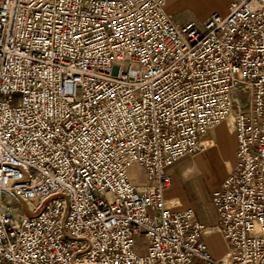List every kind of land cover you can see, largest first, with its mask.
<instances>
[{"label":"built area","instance_id":"built-area-1","mask_svg":"<svg viewBox=\"0 0 264 264\" xmlns=\"http://www.w3.org/2000/svg\"><path fill=\"white\" fill-rule=\"evenodd\" d=\"M165 3L0 0V264H264V0L202 27ZM229 118L214 259L192 210L167 207L164 170Z\"/></svg>","mask_w":264,"mask_h":264},{"label":"crops","instance_id":"crops-1","mask_svg":"<svg viewBox=\"0 0 264 264\" xmlns=\"http://www.w3.org/2000/svg\"><path fill=\"white\" fill-rule=\"evenodd\" d=\"M178 1L179 0H166L165 3L164 10L167 14L172 16L173 21L174 17L172 12L173 10H178L175 8ZM216 7L220 9L221 4L217 3ZM209 16L210 15H204L202 21L204 22ZM231 131L232 130L228 131L225 127H222L220 130V132L227 135L226 145L224 141L218 139L215 127L208 133V137L212 143L208 150H206L202 144L205 135L200 140V144L203 148L194 155L187 156V164L180 168L179 173L173 169V166L179 161L164 170L165 174L168 175L170 179V185L164 191V199L172 205L173 211L191 209L195 220L208 228L204 231L202 236L214 259L220 258L225 253L226 244L216 228L218 217L211 203V195L219 188L223 179L232 171L235 165L236 140L233 133H229ZM218 147L221 149V152ZM214 148L217 152L219 150L218 162L214 159L216 152ZM199 162L202 163V166ZM227 163H230L231 169L226 167ZM200 183H202V188L198 186ZM134 184L141 190H148L152 186V184L146 182V179L143 183L134 182ZM193 203L199 205L200 212H197V210L193 208ZM205 223L208 224L206 225Z\"/></svg>","mask_w":264,"mask_h":264},{"label":"rangeland","instance_id":"rangeland-1","mask_svg":"<svg viewBox=\"0 0 264 264\" xmlns=\"http://www.w3.org/2000/svg\"><path fill=\"white\" fill-rule=\"evenodd\" d=\"M228 2H229V0H179L176 7H175L178 10H173L172 14H173L175 23L178 25H183L188 21H193V23H195L198 27H202L203 26L202 25V22H203L202 19H203L204 15H211L212 13H223V14L226 13ZM217 3L221 4L220 9H218L216 7ZM122 69L127 70V64H124ZM135 73H136V70L133 69L131 71V74L134 75ZM65 92L68 95L72 93V86L70 84L66 85ZM234 98L238 99V101H240L242 104H244L246 106L250 102L249 94H247V93H237ZM226 123H227V128L229 130H232L230 128L231 120L226 121ZM222 126L223 125L221 124V127ZM229 133H232V131ZM207 139L210 141L209 137H207ZM222 140L227 145V142H226L227 141V135L225 133H223V139ZM211 144L212 143L210 141V145ZM209 147L210 146L206 147V150H208ZM228 148H229V146H228ZM214 151H216L215 148H214ZM228 151H229V149H228ZM216 152H215L214 159H216V161H217V160H219V153H218L219 150L217 153ZM220 152H221V149H220ZM187 159H188L187 156L184 157L183 159H181L177 164H175L173 166V169L179 173L180 168L182 166H184L185 164H187ZM228 169H231V165ZM129 176H130L131 180L133 182H136V183H143L145 181L144 172L137 166H131L130 167ZM201 185H202V183H200L198 185L199 188H202ZM11 205L13 206V208H15L17 210L18 213H25V209L22 205H18L14 202H11ZM193 208L195 210H197V212H200L199 205L197 203H193ZM205 224L207 225L208 223H205ZM213 224H215V223H213ZM134 252L136 254H143L144 253V245L141 241H138L136 243V245L134 247Z\"/></svg>","mask_w":264,"mask_h":264},{"label":"bare ground","instance_id":"bare-ground-1","mask_svg":"<svg viewBox=\"0 0 264 264\" xmlns=\"http://www.w3.org/2000/svg\"><path fill=\"white\" fill-rule=\"evenodd\" d=\"M228 120H231V118L227 119L226 121H228ZM226 121L220 123V124H219L220 126H219V125L215 126V127H216L217 136H218V139H219V140H222V139H223V132H220V130H221L222 127H225V128L229 131V129L227 128V123H226ZM221 124L223 125L222 127H221ZM215 127H214V128H215ZM214 128H213V129H214ZM230 128L232 129V133H233V136H234V131H233V128H232L231 123H230ZM210 132H211V131H210ZM207 137H208V134L203 138L204 141L202 142V144H203V146H204L205 149H206V147L210 146V141L207 139ZM222 141H223V140H222ZM199 164L202 166V163L199 162ZM226 167L229 168V167H230V163H227ZM165 201H166V200H165ZM166 205H167V207H168L170 210H172V211L174 210L173 207H172V205H171L168 201H166ZM203 233H204V232H203Z\"/></svg>","mask_w":264,"mask_h":264},{"label":"snow or ice","instance_id":"snow-or-ice-1","mask_svg":"<svg viewBox=\"0 0 264 264\" xmlns=\"http://www.w3.org/2000/svg\"><path fill=\"white\" fill-rule=\"evenodd\" d=\"M159 97H157V99H158Z\"/></svg>","mask_w":264,"mask_h":264}]
</instances>
